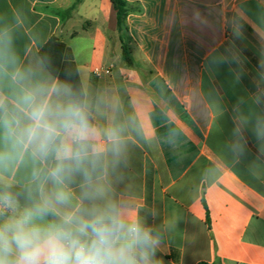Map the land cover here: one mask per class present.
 I'll use <instances>...</instances> for the list:
<instances>
[{
	"label": "crops",
	"instance_id": "1",
	"mask_svg": "<svg viewBox=\"0 0 264 264\" xmlns=\"http://www.w3.org/2000/svg\"><path fill=\"white\" fill-rule=\"evenodd\" d=\"M76 1L0 0V95L17 76L69 88L40 56L57 37L91 123L118 130L107 196L150 229L153 264H264V0H126L138 11L122 34L111 0Z\"/></svg>",
	"mask_w": 264,
	"mask_h": 264
},
{
	"label": "clouds",
	"instance_id": "2",
	"mask_svg": "<svg viewBox=\"0 0 264 264\" xmlns=\"http://www.w3.org/2000/svg\"><path fill=\"white\" fill-rule=\"evenodd\" d=\"M15 79L0 95V172L22 161L32 171L23 202L0 190V264H153L150 229L107 196L118 130L101 133L67 87Z\"/></svg>",
	"mask_w": 264,
	"mask_h": 264
},
{
	"label": "trees",
	"instance_id": "3",
	"mask_svg": "<svg viewBox=\"0 0 264 264\" xmlns=\"http://www.w3.org/2000/svg\"><path fill=\"white\" fill-rule=\"evenodd\" d=\"M81 1L83 0H77L73 8ZM111 2L114 5L117 13L118 31L120 34H122L123 32L127 31V18L129 14L133 11H138V9L132 7L126 0H111ZM121 41H124L122 35ZM40 56L52 75L66 84L71 89L75 98L84 103L85 94L79 71L75 65L72 50L57 37H53L41 49ZM123 58L127 64H132V59L126 44H123ZM29 186L30 184L24 187H19L8 186L0 183V190L8 188L9 190L16 193L21 202H23L27 195Z\"/></svg>",
	"mask_w": 264,
	"mask_h": 264
},
{
	"label": "built area",
	"instance_id": "4",
	"mask_svg": "<svg viewBox=\"0 0 264 264\" xmlns=\"http://www.w3.org/2000/svg\"><path fill=\"white\" fill-rule=\"evenodd\" d=\"M103 73L109 74L110 70L109 69H102V68H95L94 69V74L97 75V76H100Z\"/></svg>",
	"mask_w": 264,
	"mask_h": 264
}]
</instances>
